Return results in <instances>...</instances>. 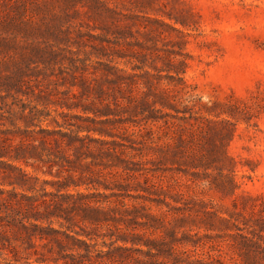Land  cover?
Returning a JSON list of instances; mask_svg holds the SVG:
<instances>
[{"label": "rangeland", "instance_id": "rangeland-1", "mask_svg": "<svg viewBox=\"0 0 264 264\" xmlns=\"http://www.w3.org/2000/svg\"><path fill=\"white\" fill-rule=\"evenodd\" d=\"M14 13L20 17L18 23L23 24L22 33L13 27L5 29L2 26ZM55 16L64 19L55 22L61 25V40L23 35L30 29L37 32V24L50 22ZM110 21L122 28L129 26L131 33L124 38L114 25L109 26ZM153 28L160 35L153 37L151 33H144ZM0 37L16 39L26 48L33 41L42 45L49 42L57 51L56 59L45 57L30 64L27 75L20 80L26 92L17 95L13 88L7 102L0 100V112L12 115L13 123H16L12 125L3 119L0 129L16 125L24 127L23 116L30 115L33 128L62 129L83 137L84 142L90 144L94 154L83 155V161L95 168L92 173L69 163L76 158L71 149L55 147L58 152L44 155L46 159L54 160L51 162L53 171L60 169L61 178L72 175L88 179L93 174L104 178L63 190L86 194L70 199L65 206L98 199H109L111 208L121 206L122 200L137 203L138 198L133 195L145 194L140 185L149 187L152 180L161 183L162 189L150 187L151 191H157L150 195L156 202H147V209L159 214L158 217L166 214L167 220L163 219L167 224L174 216L194 214L196 223L187 220L188 224L177 228V234L179 237L184 231L193 234L207 243V250L224 244L220 240L225 230L209 229L205 221L214 219L219 224L216 213L229 217L228 212L241 219L238 211L245 203L264 208V0H93L92 4L80 0L65 9L49 0H0ZM177 40L182 43L176 44ZM183 57L187 66L176 67L181 71L182 83L193 89L202 101L248 105L243 113L227 115L232 122L229 126L234 130L228 153L234 160L227 162L222 174L214 167L195 169L180 156L175 160H143L154 157L148 152L156 143L177 142L178 130L172 131L168 123L155 124L145 120L141 105L143 95L132 79L138 81L141 75L150 71L160 77L164 85L170 81V75L177 74L171 67ZM7 58L8 55L0 51V72L3 69L1 62ZM192 113L197 114L195 110ZM87 125L98 130L88 131ZM86 135L97 140L91 141ZM24 168L36 176L32 179L36 188L24 191L39 198H52V195L43 196L45 186L55 190L53 186L45 185L44 180L58 179V176L32 166ZM197 170L199 175L194 173ZM232 180L236 183L233 188L230 186ZM221 183L226 188H218ZM0 187L10 189L12 185L0 177ZM100 193L106 196L97 195ZM234 202L239 206L235 207ZM113 214L120 216L109 209L111 224ZM81 215L83 213L73 221L74 224L64 220V228L75 225L78 231H82L81 227L91 231L94 225ZM233 221L237 222L236 219ZM154 225L162 227L159 223ZM54 226L60 227L59 222L55 221ZM113 227L112 224L109 228ZM108 230L109 237L105 239L110 244V229H100L103 233ZM163 233V230L158 232L159 235ZM97 242L101 248H108L102 238L98 237ZM6 257L0 256V261L11 258ZM19 263L27 264L24 259Z\"/></svg>", "mask_w": 264, "mask_h": 264}, {"label": "trees", "instance_id": "trees-1", "mask_svg": "<svg viewBox=\"0 0 264 264\" xmlns=\"http://www.w3.org/2000/svg\"><path fill=\"white\" fill-rule=\"evenodd\" d=\"M49 1L65 9L80 0ZM92 1L85 0L87 4H92ZM111 11L112 8L109 7V12ZM111 17L109 13V18ZM9 18L10 20L3 22V28L13 27L22 33L23 24L18 23L20 17L17 13L9 15ZM50 20L51 23L37 24V32L30 29L23 35L27 37L39 35L61 40L63 37L60 33L61 25L55 22L64 19L62 16H55ZM153 21L159 22V20ZM112 25L124 38L131 33L129 26L122 28L116 22L110 21L109 26ZM144 33H151L153 37L160 35L155 28L148 29ZM181 43V40L176 41L178 45ZM52 45L49 42L42 45L40 42L33 41L28 44L29 48H26L22 47L16 39L11 41L0 37V51L8 55V58L1 62L3 69L0 72V100L7 102L6 98L9 95L12 96L13 88L17 95L26 92L20 80L27 75L31 63L44 60L45 57L46 59L57 58V51L53 50ZM178 66L186 67V58L177 59L171 67L177 74L170 75V81L164 85L160 77H155L150 71L141 75L138 81L132 79L134 86L141 90L143 95L141 105L145 120L155 124L168 123L172 131L178 130L177 142L168 141L164 144L155 142L152 151L148 152L154 157L143 160L145 162L168 158L175 160V157L180 156L185 163L195 169L207 170L214 167L222 174L227 162L234 160L228 153L234 130L229 126L232 122L227 115L243 113L248 109V105L245 103L241 107L230 101L213 103L202 101L193 89L183 85ZM0 110H2L1 107ZM193 110L196 111V115L192 113ZM3 112H0V123L3 124L4 119L15 125L16 123H13L15 118L12 115H5L6 111ZM159 112H163V115H159ZM30 118V115L23 116L24 127L16 125V127L0 129V177L6 184L12 185L10 189L0 187V256L4 258H7L6 255L11 256L10 259L0 261V264H20L21 259H24L27 264H264V208H255L254 205L246 203L240 205L241 211L238 212H241V219L235 217L232 212H228L229 217L216 213L221 222L219 224L214 219L203 221L209 229L225 230L220 240L224 244L211 246L210 250H207V243L201 242L191 233L184 231L180 237L177 234V228L188 224L187 220L196 223L197 218L194 214L183 213L186 216H174L167 224L163 219L165 217L167 220L166 214L158 217L159 214L147 209V202H156L150 195L157 191H151L150 187L155 186L156 190L157 186L159 190L161 188V183L152 180L150 183L153 186L140 185L145 194L133 195L134 198H138L137 203L122 200L121 206L111 208L109 199H98L84 204L80 201L65 206L70 199L85 197L86 194L78 190L74 194L65 193L62 192L63 190L68 191L71 186L79 187L103 177L93 174L89 175L88 179H84L83 176L75 178L72 175L61 178L63 174L60 169L53 171L51 162L54 160H51V157L46 159L44 155L57 151L55 147L71 149L76 158L69 160V163L92 173L95 168L90 166L91 163L83 161V155L84 157L93 156L94 152L90 144L84 142L83 137L64 132L62 129L33 128L34 124ZM85 128L88 131L98 130L92 125H87ZM86 136L91 141L97 140L90 135ZM22 164L58 176V179L44 180L45 185H51L55 190H48L45 186L42 188L43 196L52 195V198H39L35 194L29 195L24 191L36 188L32 181L36 176H32ZM194 173L200 174L198 170ZM101 183L107 187L105 183ZM230 184L232 188L236 185L233 180ZM217 186L220 189L226 188L222 183ZM97 195L106 196L104 193ZM245 197L243 196V199H247ZM234 205L239 206L237 202H234ZM109 209L113 213L120 214V216L113 214L111 219L113 229L109 228L112 226L109 223ZM80 213H83L81 216H85V220H89V223L94 225L91 231L84 227H81L82 231H78L75 225H66L64 228V220L73 223L80 217ZM55 221L59 222L60 227L54 226ZM152 222L162 224V227ZM103 227L111 231L110 244L105 239L109 237V230L103 233L100 231ZM227 229H234V231L229 232ZM160 230L164 231L162 235L158 234ZM98 237L107 244V249L98 245Z\"/></svg>", "mask_w": 264, "mask_h": 264}]
</instances>
